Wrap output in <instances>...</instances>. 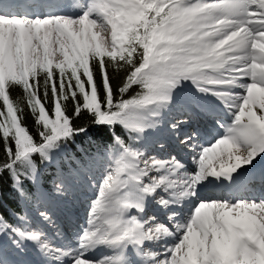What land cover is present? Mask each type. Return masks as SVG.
<instances>
[{"label": "snow or ice", "instance_id": "snow-or-ice-1", "mask_svg": "<svg viewBox=\"0 0 264 264\" xmlns=\"http://www.w3.org/2000/svg\"><path fill=\"white\" fill-rule=\"evenodd\" d=\"M109 68L125 73L117 91ZM185 83L193 91L180 101ZM177 105L188 119L170 128L192 167L147 145ZM217 109L228 122L214 118L223 128L214 141L181 135L193 115ZM83 113L111 136L99 179L85 176L95 182L86 224L49 233L6 216L0 197V236L17 253L31 243L42 264H264V169L251 171L264 156V0H0V177L15 193L30 198L40 163L91 140L75 123ZM212 185L260 194L215 196ZM70 188L66 178L55 185ZM0 264L26 262L0 247Z\"/></svg>", "mask_w": 264, "mask_h": 264}, {"label": "trees", "instance_id": "trees-1", "mask_svg": "<svg viewBox=\"0 0 264 264\" xmlns=\"http://www.w3.org/2000/svg\"><path fill=\"white\" fill-rule=\"evenodd\" d=\"M111 84L114 91H117L121 86L125 73L123 71L116 72L113 69H108ZM99 79V76H97ZM187 86L192 87L190 83H185ZM135 89L130 90L129 94H134ZM13 97L22 96L23 93L19 88L13 89L11 92ZM69 111H71V104H69ZM25 124L31 129L35 130V125L32 117L27 113L25 109ZM75 123L79 125L88 126L91 131L89 138H77L75 145H70L64 152L51 163H40V179L35 185L27 184L31 196L28 199L21 197L15 193L11 188V182L7 175L0 177V197L3 198V204L5 208V215L8 211H15L20 216H27L28 220H31V216L37 213V208L43 203V192L56 196H63L56 192L55 185L61 178H66L67 182H72L83 178L91 173L89 169L94 166L98 168L102 161H105V148L111 143V136L107 129H101L99 132L96 130V126L92 124V117L88 113H83ZM120 129L117 127V132ZM152 136L148 133L147 139ZM91 144V147L89 145ZM85 149L89 150V155L85 154ZM94 157V158H92ZM15 222V221H13Z\"/></svg>", "mask_w": 264, "mask_h": 264}, {"label": "rangeland", "instance_id": "rangeland-1", "mask_svg": "<svg viewBox=\"0 0 264 264\" xmlns=\"http://www.w3.org/2000/svg\"><path fill=\"white\" fill-rule=\"evenodd\" d=\"M186 87V88H185ZM181 92L178 93V99L180 101H183L185 99H188L191 97V93L193 89L189 86L184 85L183 89ZM209 119H214L216 118L213 115L208 116ZM183 119H188L186 116H182L181 112L179 110V105L173 107V109L166 113L163 116V119L160 123L158 129H154L150 131L153 133L155 136L153 137L152 140L149 139L148 141V148L151 150V154L153 155H160L164 158H167L169 154H175L179 158H182V160L189 165V167H192L191 161H190V152L188 150L183 149L177 142L175 136L172 133V130L170 128L171 123L177 120H183ZM221 122L223 120L220 118ZM227 120V118H226ZM211 121V120H210ZM214 121V120H213ZM228 122V121H227ZM205 127L206 123L204 124ZM184 126V125H183ZM182 126L181 128V135L184 133H191L193 131H196L192 126L189 125V122L185 124V126H189L187 131H184V127ZM215 126L218 128L217 133H212L213 136L210 141H203L200 137V143H207V142H212L214 141L215 138H218L220 135L223 134V128L220 127L215 123ZM220 130V131H219ZM163 143L166 145V148L163 152H160L159 150V144ZM107 166V159L105 161H102L98 168L95 166L91 169V173H89L87 176H92L95 175L97 179H99L100 172ZM94 183L92 182L91 184L89 183L88 180L84 178H80L76 180L75 182L71 183V188L70 191L63 194V196H59L58 198L56 196H51V198L48 195H44L43 197V203L40 204L37 208V213L36 215H31V220L30 223L37 228L46 230L47 232L51 233L56 231L57 229L61 231L63 230V226H60L63 224V220L60 217V214L58 212V209H63L64 206H68L75 210V212L79 213V211H84L85 212V217L83 221L79 222L78 225L80 227L84 226L86 224V219H87V211L89 208V204L94 196ZM245 194H241L239 196H244ZM215 196H219L215 192ZM80 204V206H78ZM157 207L156 205H154ZM41 212H47L54 223L49 224L47 221H45L41 216ZM155 213L160 220L165 219V214L164 211L159 215L157 211L150 209L149 214ZM66 231L68 233H75L76 230H73L72 228H66ZM0 247L3 249V255L6 259L9 261H24L26 264H34L35 261H39L40 257H42L41 253L37 250L35 246H33L31 243H28L26 245V255H21L17 253V250L14 245H12V242L9 239V236H0ZM14 253V255H13Z\"/></svg>", "mask_w": 264, "mask_h": 264}, {"label": "bare ground", "instance_id": "bare-ground-1", "mask_svg": "<svg viewBox=\"0 0 264 264\" xmlns=\"http://www.w3.org/2000/svg\"><path fill=\"white\" fill-rule=\"evenodd\" d=\"M210 115L219 117L223 120V123H227L226 117L223 111H221L220 109H217L216 111H211L209 112L208 115H200V116L193 115L192 118L189 120V125L192 126L196 131H199L200 137L203 141H210L212 139L211 136H213L212 133L218 132V128L215 126V123L213 121L214 119H209L208 117ZM205 123H206V126L208 127H205L204 125ZM183 127H184L183 130L187 131L189 126L184 125ZM263 165H264V156L258 157L254 168H257ZM206 191L210 195H215V191L211 189L210 186ZM243 194L259 195L260 191H257L255 189H249L248 193H245L243 191ZM78 206H80V204ZM151 209L157 211L159 215H161V213L163 212L162 209H160L159 207H155L154 205L151 207ZM58 212L60 214V217L63 220V224H61L60 226H63V230L65 231H66V228H72L73 230L77 231L80 228L78 223L83 221L85 217L84 211L81 210L79 211V213H77L75 212V210H73L72 208L68 206H64L63 209H58ZM42 260H43V257H40L39 261L41 262L35 261L34 264H42Z\"/></svg>", "mask_w": 264, "mask_h": 264}]
</instances>
